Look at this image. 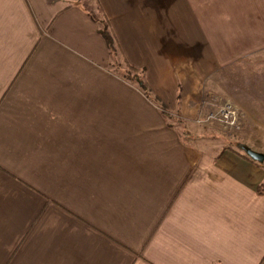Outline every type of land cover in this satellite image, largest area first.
<instances>
[{"label":"crops","instance_id":"0c3cea01","mask_svg":"<svg viewBox=\"0 0 264 264\" xmlns=\"http://www.w3.org/2000/svg\"><path fill=\"white\" fill-rule=\"evenodd\" d=\"M224 101L264 154V0H0V264H264Z\"/></svg>","mask_w":264,"mask_h":264},{"label":"built area","instance_id":"2783aa9c","mask_svg":"<svg viewBox=\"0 0 264 264\" xmlns=\"http://www.w3.org/2000/svg\"><path fill=\"white\" fill-rule=\"evenodd\" d=\"M238 112L237 109L231 104L226 103L219 106L214 110L208 111L202 116L196 118V122L200 124L216 121L222 124L225 128H233L237 123Z\"/></svg>","mask_w":264,"mask_h":264},{"label":"trees","instance_id":"16d2710c","mask_svg":"<svg viewBox=\"0 0 264 264\" xmlns=\"http://www.w3.org/2000/svg\"><path fill=\"white\" fill-rule=\"evenodd\" d=\"M102 33L105 36L111 51L114 52L116 50L115 49V39H114V36H113L110 28L108 27L107 22L105 23V28L102 30ZM125 64H126V67H125L124 71L121 72L122 77L129 82H133V83L137 84L139 86V88L142 89L143 91H147L148 86H147L146 80L143 78V76L139 75V69L132 66L128 62H125ZM232 145H236L243 150H245L247 148V146H245L244 144H240V143L239 144L235 143ZM245 154L248 155L246 152H245ZM261 187H263V186H261Z\"/></svg>","mask_w":264,"mask_h":264},{"label":"rangeland","instance_id":"374dc122","mask_svg":"<svg viewBox=\"0 0 264 264\" xmlns=\"http://www.w3.org/2000/svg\"><path fill=\"white\" fill-rule=\"evenodd\" d=\"M226 103H230V102H228V101H224L221 103L219 102V104L213 105V108L211 110H214L219 106H223ZM232 105L236 108V106L234 104H232ZM236 109L238 112V119H237V123H238V121H239V110H238V108H236ZM208 123H212L211 128H212V131L214 134L213 136L215 138H217V139L212 140L214 142V145L224 143V142L236 143L235 142L236 138H235V129L234 128L237 126V123L235 124V126L233 128H225L224 126H222L221 123L216 122V121H212V122H208Z\"/></svg>","mask_w":264,"mask_h":264},{"label":"water","instance_id":"95a60500","mask_svg":"<svg viewBox=\"0 0 264 264\" xmlns=\"http://www.w3.org/2000/svg\"><path fill=\"white\" fill-rule=\"evenodd\" d=\"M245 152L255 160L264 161V154L261 152H257L248 147L245 149Z\"/></svg>","mask_w":264,"mask_h":264}]
</instances>
